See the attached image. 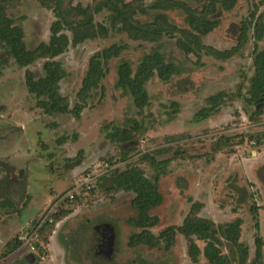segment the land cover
I'll return each mask as SVG.
<instances>
[{
  "label": "rangeland",
  "instance_id": "374dc122",
  "mask_svg": "<svg viewBox=\"0 0 264 264\" xmlns=\"http://www.w3.org/2000/svg\"><path fill=\"white\" fill-rule=\"evenodd\" d=\"M96 1L74 4L87 8ZM126 1L149 10L137 16L141 22L154 23L158 14H165L172 25L189 30L181 9H152L160 0ZM174 1L195 9L207 3ZM252 13L264 14V0H238L229 12L219 5L211 17L219 26L201 37L202 44L219 51L236 48L241 26ZM9 16L23 28L29 49L49 43L56 18L37 0H23ZM108 17L104 12L95 21L110 28ZM119 28L109 29L108 37L71 45L55 59L66 73L61 82V94L71 109L66 115H46L26 86L27 71L40 79L48 60L20 68L0 47V264H194L182 236L169 252L128 246L135 232L127 224L136 215L134 195L111 192L109 178L116 170L137 167L153 179L152 158L171 161L160 180L164 201L153 211L160 224L152 232L159 235L170 226H181L199 202V216L216 225L243 220L241 243L248 248L251 264L256 256L255 205L264 240V145L258 146L264 137V109L257 115L248 103L255 73L253 31L235 57L221 61L205 52L186 55L168 36L157 42L136 41ZM65 33L72 41V33ZM115 44L124 49L121 57L109 63L108 75L76 118L73 110L80 104L78 94L91 59ZM258 45L264 50V39ZM156 51L180 73L170 82L152 79L147 85L149 103L138 107L118 88L119 65L128 62L136 72L143 58ZM220 93L225 102L219 111L201 119L200 111L211 106L208 99ZM124 131H131L136 140L126 149L111 138ZM63 212H69L68 217L57 222ZM198 245L205 247L204 242ZM223 252L229 254V246ZM30 255L33 262L27 261ZM198 264L210 263L201 256Z\"/></svg>",
  "mask_w": 264,
  "mask_h": 264
},
{
  "label": "trees",
  "instance_id": "16d2710c",
  "mask_svg": "<svg viewBox=\"0 0 264 264\" xmlns=\"http://www.w3.org/2000/svg\"><path fill=\"white\" fill-rule=\"evenodd\" d=\"M37 1L45 9L51 10L56 18L51 27L49 43H42L33 50L29 49L25 42L23 28L16 26V21L9 16V10L17 7L23 0H0V47L7 50L9 57L14 59L20 68H28L40 60H48L44 65V76L40 79L36 80V75L32 71L26 73L28 91L38 99L37 105L46 115H66L71 112L68 98L61 94V82L66 78V73L61 63L55 59L66 53L69 46H77L86 41L95 40L99 36L108 37L109 29L115 30L119 27V31L127 33L133 40L157 42L164 36H168L177 40V45L186 55L200 56L205 52V55L221 61L235 57L248 43L250 32L253 31L251 37L256 43L253 52L255 73L251 78L248 103L256 107L257 115L263 112L264 50H260L258 44L264 39V14L257 16L256 13H252L249 19L243 22L238 46L232 50L219 51L203 45L201 40V37L208 36L219 26V21L211 18L218 13V6L229 12L235 8L238 0H207L202 8L196 9L185 2L160 0L152 7L154 10H183L187 15L185 20L189 30L172 25L165 14H158L154 23L141 22L137 16L146 15L149 10L126 0H97L96 4L87 8L80 4L75 5L76 0ZM104 12L109 13L110 28L105 25L106 28L104 24H97L95 21L96 16ZM65 32L72 33V41ZM177 33L180 34L178 38ZM123 50V47L115 44L98 52L91 59L83 87L78 94L80 104L73 110L76 118L81 117L91 93L101 86V82L108 75L109 63L119 59ZM179 73V67L168 62L164 54L156 51L143 58L136 72L130 63H121L118 69V88L128 92L138 107H146L149 103L147 85L151 80L158 76L163 82H170ZM224 102L225 94L223 93L210 97L208 103L211 106L202 109L198 116L207 120L219 111ZM111 138L123 146V149L136 141L131 131L112 135ZM262 139H258L260 147L264 145ZM123 154L126 160L127 152L123 151ZM150 159V157L145 158V160ZM151 160V165L156 172L153 179L148 178L143 169L137 167L124 171L116 170L109 178L112 185L109 189L111 192L134 195L131 206L136 215L128 219L127 224L135 232L131 235L128 246L130 248L144 246L169 252L176 245L177 236H182L188 241L189 257L194 264L199 263L201 256L210 264H249L248 248L241 243L243 220L238 218L226 225H216L212 220L199 216L203 209V204L199 202L192 205L189 215L181 226H170L159 235L152 232V229L160 224L159 217L153 215V211L164 201L159 190L160 180L162 176L168 174L167 166L171 161L158 162L155 158ZM7 204L12 205V202L7 201ZM259 210L257 205L251 208L257 231L256 256L251 264H263L264 260V240L260 236ZM68 215L69 212H63L56 216V221L66 219ZM198 242L205 243L203 250ZM18 246L19 244L11 247L15 250ZM226 246L230 248L229 254L223 252Z\"/></svg>",
  "mask_w": 264,
  "mask_h": 264
},
{
  "label": "water",
  "instance_id": "95a60500",
  "mask_svg": "<svg viewBox=\"0 0 264 264\" xmlns=\"http://www.w3.org/2000/svg\"><path fill=\"white\" fill-rule=\"evenodd\" d=\"M34 256L33 255H30L29 257H27V261L29 262H33L34 261Z\"/></svg>",
  "mask_w": 264,
  "mask_h": 264
}]
</instances>
